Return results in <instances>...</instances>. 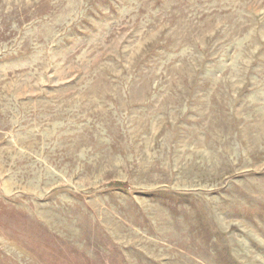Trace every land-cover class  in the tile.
Instances as JSON below:
<instances>
[{"label":"rangeland","instance_id":"374dc122","mask_svg":"<svg viewBox=\"0 0 264 264\" xmlns=\"http://www.w3.org/2000/svg\"><path fill=\"white\" fill-rule=\"evenodd\" d=\"M0 264H264V0H0Z\"/></svg>","mask_w":264,"mask_h":264}]
</instances>
